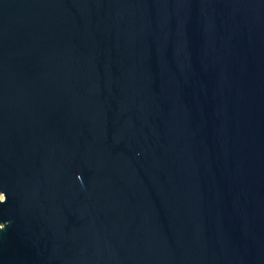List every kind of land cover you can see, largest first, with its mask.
I'll return each mask as SVG.
<instances>
[{"label":"water","instance_id":"95a60500","mask_svg":"<svg viewBox=\"0 0 264 264\" xmlns=\"http://www.w3.org/2000/svg\"><path fill=\"white\" fill-rule=\"evenodd\" d=\"M0 264H264V0H0Z\"/></svg>","mask_w":264,"mask_h":264},{"label":"rangeland","instance_id":"374dc122","mask_svg":"<svg viewBox=\"0 0 264 264\" xmlns=\"http://www.w3.org/2000/svg\"><path fill=\"white\" fill-rule=\"evenodd\" d=\"M1 199L3 198V197H0Z\"/></svg>","mask_w":264,"mask_h":264}]
</instances>
